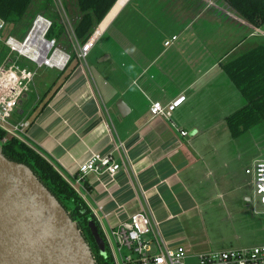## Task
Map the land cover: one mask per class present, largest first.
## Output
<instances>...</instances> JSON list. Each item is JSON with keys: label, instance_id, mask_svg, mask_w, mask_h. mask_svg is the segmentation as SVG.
Instances as JSON below:
<instances>
[{"label": "crops", "instance_id": "1", "mask_svg": "<svg viewBox=\"0 0 264 264\" xmlns=\"http://www.w3.org/2000/svg\"><path fill=\"white\" fill-rule=\"evenodd\" d=\"M152 1L159 7L144 10L135 5L147 0H117L98 27L97 40L111 34L110 49L99 50L94 74L77 60L44 108L22 116L21 105L34 104L27 94L12 119L27 122L23 142L70 184L101 231L143 210L168 245L206 252V209L215 198L235 202L230 194L238 191L239 202L253 207L243 186L228 185L215 137L245 105L222 65L264 45V25H250L222 0ZM167 3L193 20L176 28L181 16L168 12ZM165 15L178 19L169 26ZM180 96L168 118L150 114L152 102L166 105ZM92 153H112L121 169L112 178L79 177L78 166Z\"/></svg>", "mask_w": 264, "mask_h": 264}, {"label": "built area", "instance_id": "2", "mask_svg": "<svg viewBox=\"0 0 264 264\" xmlns=\"http://www.w3.org/2000/svg\"><path fill=\"white\" fill-rule=\"evenodd\" d=\"M54 2L59 5V9L56 7L58 12L63 14L60 0ZM5 25L0 18V44L8 49L0 62V131L23 142L20 135L25 132L27 122L13 123V112L20 101L33 91L38 70L63 71L69 63L70 54L55 39L46 37L51 22L41 15L34 18L28 32L20 40L13 36L3 39ZM67 26L76 59L84 61L97 40V30L83 44H79L68 21ZM176 38L172 36L164 42V46L168 47ZM183 100L184 97L180 96L166 105L152 102L149 112L154 117L168 118ZM180 134L187 135L185 131ZM4 141L5 138H2L1 142ZM120 169L121 163L114 160L112 153H92L78 166V175L104 173L112 178ZM245 174L251 177L252 205L255 208L258 203L264 214V155L245 169ZM102 235L105 251L113 264H264V243L220 252H192L183 245L170 246L154 230L143 210L112 227L109 232L102 231Z\"/></svg>", "mask_w": 264, "mask_h": 264}, {"label": "trees", "instance_id": "3", "mask_svg": "<svg viewBox=\"0 0 264 264\" xmlns=\"http://www.w3.org/2000/svg\"><path fill=\"white\" fill-rule=\"evenodd\" d=\"M116 1L60 0L65 15L67 14L65 4L67 2L73 4V9L68 17L72 20L71 30L79 44H83L91 36ZM222 1L250 25L257 28L264 25V0ZM56 7L54 0H0V18L4 20L6 25L10 26L14 38L22 39L31 27L34 18L41 15L51 22L46 37L55 39L57 44L70 54L69 63L57 75L55 82L59 83L58 86L40 105L39 109L44 108L52 94L69 78L77 63L71 41L67 38L66 30L68 29H65L64 22L61 20L62 13L58 12ZM3 35L4 31L2 38ZM5 55L0 54V62ZM222 70L245 101L243 107L224 119L230 136L237 138L249 128L264 121V45H260L222 65ZM52 86L50 85V88ZM2 138H5L4 142H1ZM0 150L10 161L29 167L37 179L67 211L88 244L95 264H113L107 252L105 256L99 254L87 227L88 221H92L97 226L99 235L103 238L102 232L91 211L70 184L24 142L12 136L6 137L2 131H0Z\"/></svg>", "mask_w": 264, "mask_h": 264}, {"label": "water", "instance_id": "4", "mask_svg": "<svg viewBox=\"0 0 264 264\" xmlns=\"http://www.w3.org/2000/svg\"><path fill=\"white\" fill-rule=\"evenodd\" d=\"M87 227L105 256L97 226L88 221ZM0 264H95L67 211L29 167L10 161L1 150Z\"/></svg>", "mask_w": 264, "mask_h": 264}, {"label": "rangeland", "instance_id": "5", "mask_svg": "<svg viewBox=\"0 0 264 264\" xmlns=\"http://www.w3.org/2000/svg\"><path fill=\"white\" fill-rule=\"evenodd\" d=\"M153 3L154 5H152ZM169 4L170 3H167L165 6V9H167L168 12L172 11V9H175L176 7V5H172L171 7H169ZM151 5L153 8L159 7V5H157L154 1L147 0V5L145 2L144 4L138 2L135 5L137 6L135 9L142 8L146 10ZM57 8L59 9V5L57 6ZM65 8L67 10V14L65 15V13H63L61 16V20H63V22L67 20L71 27L72 20H70V17H68V15L73 9V4L71 2H67L65 4ZM175 10L178 16H181L183 14H179L178 9ZM193 17L194 16H187L185 17V19H183L182 16L179 17V22L177 21L176 28H178L179 26H183L184 22L190 23L193 20ZM173 18L178 19V17L168 15L161 17V19H163V22L165 24L167 23L169 26H172L169 24V22ZM67 21L63 24H66L64 26L65 29L69 28L67 26ZM100 23L99 25L102 24ZM170 23L173 24L172 22ZM99 25L97 26L96 30H98V27H100ZM171 30L174 29H170L168 32H170ZM66 31L67 38L69 40L71 38L70 32L69 30ZM174 32L175 34H177L179 31L175 30ZM110 35L108 33H103L101 37L98 38L95 47L92 48L87 58L84 61L78 60L80 61L84 69L91 75L94 74V69L98 67V60L102 56L101 53H99V50L110 49ZM7 36L15 37L14 34L11 32L10 26L8 25H6L4 28L3 38ZM1 46L2 45L0 44V54H7L8 49L6 47ZM45 70H38L37 76L34 80L35 86L33 88V91L29 92L28 94L29 98L32 96V100H34L33 108H25L26 103L22 104L23 107L21 105V109L24 110L22 116L28 117L29 114H31V111L33 113V109L35 108L36 110L37 108H39L40 105L51 95L53 90L58 86L59 83L55 81L57 75L60 72L51 70L48 74ZM50 85H53L52 88H50ZM12 122L17 123L18 120L12 119ZM227 131L228 129L226 127V130L224 128V132L220 134L222 135L221 137H215L217 143L216 152H220L223 155V159H226L228 164V168L226 164L225 169H227H224L226 173L229 172L228 179L226 181L228 185L230 183L231 185L234 184L236 186H243V191L248 195H252L251 177L247 174H244V169L245 167L249 168L254 161L264 155V121L254 127H251L237 138L230 137ZM24 135L25 134L23 133V135H20V137L24 138ZM8 136L9 135L6 134V137ZM229 193L230 190L228 189V194ZM240 195L241 194L238 193V191L236 192V194H230V196L233 197L235 202L228 201L224 198H215L212 205H210L206 209V215L209 218L205 221L204 224V235L206 241L201 247V249L204 248L203 251L209 250L212 252H220L225 250L240 249L244 247H253L264 243V214H262L261 212L262 207L258 203L255 205V208L251 206H245V204L243 206V203L239 202ZM254 210L257 213H255ZM107 232H109V230H107ZM114 251L116 252L115 246ZM116 255L117 257H119L118 254Z\"/></svg>", "mask_w": 264, "mask_h": 264}, {"label": "bare ground", "instance_id": "6", "mask_svg": "<svg viewBox=\"0 0 264 264\" xmlns=\"http://www.w3.org/2000/svg\"><path fill=\"white\" fill-rule=\"evenodd\" d=\"M99 30L97 31V34H98Z\"/></svg>", "mask_w": 264, "mask_h": 264}]
</instances>
